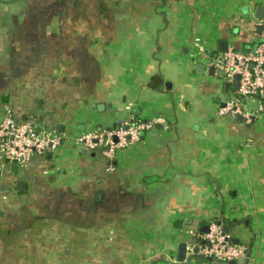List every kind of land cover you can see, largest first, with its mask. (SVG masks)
Here are the masks:
<instances>
[{
	"label": "crops",
	"instance_id": "1",
	"mask_svg": "<svg viewBox=\"0 0 264 264\" xmlns=\"http://www.w3.org/2000/svg\"><path fill=\"white\" fill-rule=\"evenodd\" d=\"M258 6L0 0V119L68 136L24 167L0 155V264H229L188 251V230L220 218L264 264V102L250 123L220 115L236 88L211 70L220 41L256 46ZM132 116L155 127L113 159L75 146Z\"/></svg>",
	"mask_w": 264,
	"mask_h": 264
},
{
	"label": "built area",
	"instance_id": "2",
	"mask_svg": "<svg viewBox=\"0 0 264 264\" xmlns=\"http://www.w3.org/2000/svg\"><path fill=\"white\" fill-rule=\"evenodd\" d=\"M211 64L223 73L229 86H233L237 75L240 76L239 85L235 89V100L221 106L219 114L242 117L249 123L254 121L262 113L264 102V27L255 47L245 50L230 48L212 57ZM254 102L259 104L257 109L251 107ZM154 127L155 120L145 121L132 116L116 127L87 132L75 139L74 144L85 149L102 146L105 156L113 159L118 150L136 144L141 140L142 132ZM65 137H68L67 134L57 127L47 128L37 121L18 122L8 108L0 119V155L7 164L15 163L24 167L34 157H47L59 149ZM208 227V232L195 228L188 230V251L193 257L201 254L211 260L229 263L247 255V247L235 243L233 235L225 231L223 223L213 220ZM196 247L198 252L194 251Z\"/></svg>",
	"mask_w": 264,
	"mask_h": 264
},
{
	"label": "water",
	"instance_id": "3",
	"mask_svg": "<svg viewBox=\"0 0 264 264\" xmlns=\"http://www.w3.org/2000/svg\"><path fill=\"white\" fill-rule=\"evenodd\" d=\"M256 17L257 18H264V6H258V8H257V12H256ZM261 28V27H260ZM219 45H220V50L222 51V52H225V51H227L228 50V42L227 41H220V43H219ZM211 70L214 72L215 71V67H211ZM222 75H223V73H222ZM239 81H240V76L239 75H237L236 77H235V82H234V88H237L238 87V85H239ZM229 86V85H228ZM238 120L239 121H242V117H239L238 118ZM84 152H86V150H84ZM13 166L15 167L16 165L15 164H13ZM25 182L24 181H21L19 184H24ZM189 221H191V220H189ZM201 230L203 231V232H208L209 231V227H208V225H206V226H203V228H201ZM225 231L226 232H230V229L228 228V227H225ZM233 241L235 242V243H237V244H239L240 243V241H239V239L238 238H234L233 239ZM194 251L195 252H198V247H196L195 249H194ZM186 254H187V242H182L180 245H179V250H178V260L179 261H183V260H185V258H186ZM250 254H251V252H247V255L244 257V256H241V257H239L238 259H234V260H231L230 262H229V264H244V262H246V263H248V261H249V257H250ZM193 254H191V257H193L192 256ZM197 257H199V258H201V259H204V260H211L210 258H205L203 255H201V254H197L196 255Z\"/></svg>",
	"mask_w": 264,
	"mask_h": 264
},
{
	"label": "trees",
	"instance_id": "4",
	"mask_svg": "<svg viewBox=\"0 0 264 264\" xmlns=\"http://www.w3.org/2000/svg\"><path fill=\"white\" fill-rule=\"evenodd\" d=\"M155 80H156V76H154V78H153L151 83L154 84V82H156ZM213 220H216L218 222L223 223L225 227H231L232 224H235L236 222H238V220H231V221H228V220H225V219H213ZM225 223L228 224V225H226Z\"/></svg>",
	"mask_w": 264,
	"mask_h": 264
},
{
	"label": "rangeland",
	"instance_id": "5",
	"mask_svg": "<svg viewBox=\"0 0 264 264\" xmlns=\"http://www.w3.org/2000/svg\"><path fill=\"white\" fill-rule=\"evenodd\" d=\"M253 104L254 103H251V106H253ZM220 219H222V218H220ZM210 221V220H209ZM226 224V223H225ZM226 225H228V224H226ZM231 226H233V225H231ZM213 261H217L216 259H212Z\"/></svg>",
	"mask_w": 264,
	"mask_h": 264
}]
</instances>
